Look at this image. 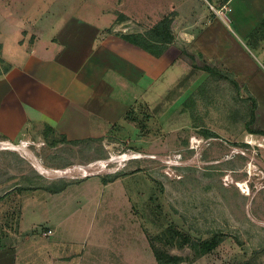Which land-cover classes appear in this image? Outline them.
I'll return each instance as SVG.
<instances>
[{
    "label": "rangeland",
    "instance_id": "rangeland-1",
    "mask_svg": "<svg viewBox=\"0 0 264 264\" xmlns=\"http://www.w3.org/2000/svg\"><path fill=\"white\" fill-rule=\"evenodd\" d=\"M245 2L216 14L248 44L240 26H250L254 7ZM174 5L186 19L207 6L0 0V30L11 33L13 56L25 30L42 51L81 21L90 31L146 33ZM177 47L188 72L146 103L151 119L144 112L125 131L77 143L36 137L29 148L0 145V253L14 250L15 264H159L156 251L179 257L178 264H264V135L247 128L264 131V93L258 101L229 76L204 71L207 60L192 46ZM214 237L218 246L202 252Z\"/></svg>",
    "mask_w": 264,
    "mask_h": 264
},
{
    "label": "crops",
    "instance_id": "crops-1",
    "mask_svg": "<svg viewBox=\"0 0 264 264\" xmlns=\"http://www.w3.org/2000/svg\"><path fill=\"white\" fill-rule=\"evenodd\" d=\"M233 2L205 0V10L189 13L190 19L174 5L167 15L173 14L169 27L175 39L158 56L125 40L122 35L130 31L107 33L101 26L90 31L89 22L83 21L52 38L54 46L49 44L42 51L37 50L36 34L25 30L12 56L11 33L0 30V142L29 148L36 137L77 143L125 131L133 123L127 118L131 108L159 101L160 93L171 90L188 72L186 52L177 47L182 42L207 60L205 66L221 67L217 70H225L260 101L264 30L259 27L264 22V0L244 4L254 7L248 11L250 26L245 27L244 21L240 26L248 44L225 27V14L234 11ZM222 8L228 12L216 14ZM68 25L65 28L73 24ZM176 69L178 77L173 79ZM13 255L14 250L0 253V264H15Z\"/></svg>",
    "mask_w": 264,
    "mask_h": 264
},
{
    "label": "trees",
    "instance_id": "trees-1",
    "mask_svg": "<svg viewBox=\"0 0 264 264\" xmlns=\"http://www.w3.org/2000/svg\"><path fill=\"white\" fill-rule=\"evenodd\" d=\"M172 16H173V14L166 15L165 17H163V19H161L158 22L157 25H155L153 28L148 30L146 33L124 34V35H122V37L125 40H127L131 43H134L135 45H137V46L153 53L154 55L158 56L162 53L163 49L169 43H172L173 40L175 39L173 32L170 30V27H169V20ZM259 29L264 30V22L261 23ZM203 70L207 71L209 73H214V74H216V72L218 71L219 72L218 74L227 75V74H223L225 72L222 73V71H219L217 69H213L209 66H204ZM232 82H234L235 86H238V84L235 81H233V78H232ZM146 105H147L146 103H139V105L131 108L129 113L127 114L128 120L135 122V120H137L139 118V114H142L144 112H147V113H145L144 116L147 119H151L154 115H152L149 111H146ZM252 118H255L254 114H253ZM247 128L251 133L264 135V131L252 129L249 124L247 125ZM49 130H50V128H49ZM209 131L205 130L204 133L206 135H215L216 134L212 131H210V132ZM50 143L54 144V141L50 142ZM218 243H219V240H217L216 237H214V239L213 238L212 239H206L203 242L202 252H208V251L213 250L214 248H216L218 246ZM155 255L157 257L159 264H178L180 261L179 257H176V256L173 257V256H170L168 254H162L159 251H156Z\"/></svg>",
    "mask_w": 264,
    "mask_h": 264
},
{
    "label": "built area",
    "instance_id": "built-area-1",
    "mask_svg": "<svg viewBox=\"0 0 264 264\" xmlns=\"http://www.w3.org/2000/svg\"><path fill=\"white\" fill-rule=\"evenodd\" d=\"M0 145L4 146L7 149H13V150L21 148L20 144H15V143L8 142V141L0 142Z\"/></svg>",
    "mask_w": 264,
    "mask_h": 264
},
{
    "label": "bare ground",
    "instance_id": "bare-ground-1",
    "mask_svg": "<svg viewBox=\"0 0 264 264\" xmlns=\"http://www.w3.org/2000/svg\"><path fill=\"white\" fill-rule=\"evenodd\" d=\"M126 156V155H125ZM59 172V171H58Z\"/></svg>",
    "mask_w": 264,
    "mask_h": 264
}]
</instances>
